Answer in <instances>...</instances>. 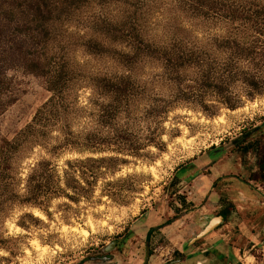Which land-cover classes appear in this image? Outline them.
Wrapping results in <instances>:
<instances>
[{"label": "rangeland", "instance_id": "1", "mask_svg": "<svg viewBox=\"0 0 264 264\" xmlns=\"http://www.w3.org/2000/svg\"><path fill=\"white\" fill-rule=\"evenodd\" d=\"M226 1L234 0H87L59 25L51 46L64 54L77 75L73 93L86 110L70 120L77 136L76 147L50 154L47 149L61 137V133L53 131L47 148L28 145L22 149L17 159L15 190L26 194L30 164L47 157L52 160L55 175L61 177V188L78 198L53 197L44 201L42 208L23 202L8 206V212L0 216V264H78L116 252L117 247L105 249L113 240L119 242L120 254L126 260L136 259L131 264L144 263L147 239L150 249H154L153 257L162 258L161 264H176L179 257L186 255L175 251L174 235L159 232L147 237V225L159 213L164 215L163 223L167 217L172 220L161 223V228L168 223L173 228L182 221L188 226L182 210L190 206L187 199L192 190L188 182L192 176H186V189L179 180L195 157L226 143L225 153L211 150L203 161L219 158L237 168L240 155L229 153L233 150L231 142L241 134L252 144L256 137L264 138V123L260 125L264 122V91L250 98V87L244 80L253 74L258 80L264 79V67L240 58L238 64L246 68L243 73L229 74L225 69L228 46H264V36L252 41L253 34L264 30V12L247 5L248 19L231 21L224 15ZM175 44L213 62L215 72L202 73L192 66L170 70L151 55L155 46ZM10 74L15 81L16 101L0 116V141L12 139L24 129L50 96L41 78L22 71ZM94 76L124 80L128 88L122 91L121 99L117 95L103 96L105 92L92 85ZM258 86L264 88L261 81ZM224 97L231 102L237 98L242 101L232 109L224 103ZM103 102L109 104L105 114L111 119L110 127L93 121L100 111L97 104ZM117 134L142 144L141 155L120 151L114 144L101 149L91 146L92 135L115 141ZM252 144L250 148H246L247 144L237 148L242 156V172L249 180L256 170L255 154L259 152L252 149ZM107 155L118 159H88ZM76 158L84 162L67 164L68 159ZM183 166L186 167L180 170ZM263 174L260 170L251 184L238 183L242 191L239 195L229 190L213 200L217 207L202 211L206 219L195 233L186 234L184 243L219 210L226 209L227 216L213 229L226 237L222 256L214 251L210 264H264V194L260 193L264 192ZM200 221L197 216L192 223ZM245 225L249 230H243ZM195 258L190 259L192 264Z\"/></svg>", "mask_w": 264, "mask_h": 264}, {"label": "trees", "instance_id": "2", "mask_svg": "<svg viewBox=\"0 0 264 264\" xmlns=\"http://www.w3.org/2000/svg\"><path fill=\"white\" fill-rule=\"evenodd\" d=\"M87 0H0V116L15 101L14 77L11 71H22L41 78L50 92L49 98L36 110L33 119L24 129L12 138H2L0 141V216L8 212V206L13 203L23 202L43 207V202L57 196H66L72 200L78 198L76 194L65 192L60 186L61 177L54 173L52 160L41 157L30 164V172L26 177V194L20 195L15 190L18 182V156L22 149L28 145L45 146L51 132L57 131L60 140L52 148H48L50 154L56 153L64 147H76L77 136L71 130L70 120L73 115H78L86 107L80 105L78 96L73 93V83L77 75L69 67V62L64 54L51 46V42L58 35V27L79 9ZM240 4L241 6L237 5ZM247 5H255L264 12V0H242L241 3L226 1L223 3L224 15L231 21L237 19L247 20ZM257 9V12H260ZM252 41H259L264 36V30H258L252 35ZM229 48V61L225 63V69L229 74H241L246 68L240 66L237 60L248 58L250 65L264 67V46L256 48H244L238 46ZM153 56L159 58L168 69H180L184 66L200 68L202 73L215 72V64L208 62L194 50L181 45L155 46L151 50ZM257 54L259 57H256ZM255 56V57H254ZM236 58V60H235ZM258 62L255 63V60ZM210 76V75H208ZM210 79V78H209ZM215 79V77H214ZM254 74L245 78L250 87L248 96L262 93L264 88L258 86L264 79L258 80ZM92 85L103 90V96L117 95L121 99L128 85L124 80H117L94 76ZM94 96V95H93ZM95 97V96H94ZM224 103L232 109L241 104V98L231 102L224 97ZM97 104L100 108L96 119L93 121L101 126L110 127L111 119L106 113L109 104ZM109 110V109H107ZM119 108L117 107V111ZM96 136V135H95ZM90 137L94 149L116 145L120 151H130L139 156L142 144L133 142L122 134H117L115 141L109 138ZM94 138L96 140H94ZM99 141L97 142V140ZM148 141H154L149 139ZM99 144V145H96ZM99 147V148H97ZM92 149V148H91ZM99 162L118 159L117 156L107 155L99 158H88ZM83 159H68L67 164L82 163ZM263 173L264 165L261 166ZM80 197V195H79ZM22 199V200H21ZM151 232L149 229L148 236ZM3 238L0 236V245Z\"/></svg>", "mask_w": 264, "mask_h": 264}, {"label": "crops", "instance_id": "3", "mask_svg": "<svg viewBox=\"0 0 264 264\" xmlns=\"http://www.w3.org/2000/svg\"><path fill=\"white\" fill-rule=\"evenodd\" d=\"M208 152L204 151L201 156L198 155L195 157L196 159L191 160L188 164L190 166L189 171L179 180L180 186L183 187V189H186V184H184V181H186V176L190 177L192 176L191 182H188L189 189L192 190L191 196L188 197V202L193 201L194 203H199L200 207L195 210L194 212H191L190 214L186 213L184 214L186 216L185 220L188 226H184L185 222H181L176 227L171 228L169 223L164 225V228H161L163 223V217L158 215L159 213L155 214L153 216V220L150 225H147L145 233L149 232V229H151V232L149 235H153V233H159L162 232L163 234L167 235H174L175 237V245H178V250L184 251L186 253V257L181 259L182 264H192L190 259L193 257H196L194 259V264L197 262V264H210V261L212 260V255L214 251L221 250V247L225 245L226 237L222 232H216L213 230V232L208 233L206 236H204L200 242H196L194 244H191L192 241L189 240L187 243H184L185 239L184 237L186 234L195 233V229L201 222H203L207 215L202 214V211L208 210V209H215L217 206L213 205V201L217 198L223 197L224 192L228 194L229 189H231V186H234L233 184H230V182L227 181L225 178V174L233 172H237L238 170H242V164L236 163L237 168L231 167L230 165L224 164L221 159H218L214 163H208L206 164V161H203L204 154ZM200 156V159L198 157ZM198 159V160H197ZM202 159V160H201ZM201 161V162H199ZM208 173H203V168L205 166H209ZM186 166H183L180 170L185 168ZM237 169V170H236ZM235 170V171H234ZM260 192V191H259ZM240 193H242L240 189ZM261 194H264L263 191L260 192ZM224 194V196L226 195ZM199 217L201 220L198 222V224H193L192 221L196 219V217ZM170 220L168 217L165 218ZM175 220H178L175 218ZM166 221V220H165ZM172 221V220H171ZM191 221V222H190ZM190 222V224H189ZM181 228V229H179ZM247 228V225L244 226L243 230H249L245 229ZM179 229V231H178ZM198 232V231H197ZM197 234V233H196ZM195 234V235H196ZM253 234V233H252ZM181 242H183L181 244ZM183 245V246H182ZM188 247V248H187ZM210 251V252H209ZM153 260V261H152ZM162 258L156 257L154 258L153 255L151 256V262L150 264H161ZM178 262H180L178 260Z\"/></svg>", "mask_w": 264, "mask_h": 264}, {"label": "flooded vegetation", "instance_id": "4", "mask_svg": "<svg viewBox=\"0 0 264 264\" xmlns=\"http://www.w3.org/2000/svg\"><path fill=\"white\" fill-rule=\"evenodd\" d=\"M263 123L264 122H262V124H260V125H263ZM257 129L258 130H260V126H258L257 127ZM261 134H262V132H260ZM242 136L240 137V138H238L237 140H234V142L232 141L231 143L233 144V150L231 149L230 150V154H235V153H239V158H240V160H241V162H242V156H241V152L240 151H238L237 150V148L239 147V146H241V145H244V144H247L248 146H246V148L247 147H249L250 148V146L249 145H251L252 143H251V140H246L245 139V137L243 136V134H241ZM256 137V136H255ZM261 137H256L255 138V141H254V139H253V141L255 142H253V144H252V149H254V150H258L259 152H258V154L256 153L255 154V156H256V160H257V163H256V170H254V172L251 174V176H253V178L255 179L257 176H256V174H258V172L260 171V170H262L261 169V166L262 165H264V138H263V140H262V138L260 139ZM244 147V146H243ZM226 148V143H224L222 146H219V147H214V148H210L209 150H208V152L209 151H211V150H214V149H216V150H221L223 153H225L226 151L224 150ZM249 148H248V151H249ZM239 149V148H238ZM207 152V153H208ZM206 153V152H205ZM206 153V154H207ZM206 154H204V156L206 155ZM201 156V155H200ZM200 156L198 157V159H200ZM194 159H196V158H194ZM193 159V160H194ZM197 159V160H198ZM219 158H214V159H210V160H207L206 161V164H208V163H214V162H216L217 160H218ZM202 160V159H201ZM240 162V163H241ZM242 164V163H241ZM209 167H210V165L209 166H205L204 168H203V173H208V171H209ZM237 170V169H236ZM235 171V170H234ZM243 170H238L237 172H231V173H228V174H225L224 176H225V178L227 179V181L228 182H230V184H233L234 186H231V189H229L230 191H234L235 193H236V195H239L240 194V187L237 185L238 183H240V182H243V183H247V184H251V180L253 179V178H251L250 180L246 177H244L245 176V173H243L242 172ZM263 173H264V170H263ZM264 175V174H263ZM248 179V180H247ZM258 191H260L259 189H258ZM234 193V194H235ZM235 195V196H236ZM190 203V206L189 207H185L182 211L184 212V214H186V213H191V212H194L195 210H197L199 207H200V205H199V203H194L193 201H190L189 202ZM227 210L226 209H221V210H219L218 212H217V214L218 215H222L224 218H225V216H227V212H226ZM166 222H171V219L170 220H166L164 223H166ZM163 223V224H164ZM162 224V225H163ZM159 227H161V226H159ZM148 233V232H147ZM201 240V239H200ZM147 241H149V239H147L146 240V242ZM199 240H197L196 242H198ZM195 242V243H196ZM183 242H181V244H182ZM194 243V244H195ZM107 246H110V248H113V247H117V249H116V252H114V253H111V254H109L108 256H102V257H93V258H89V259H87V260H85V261H82V262H80V263H78V264H131L133 261H135L136 259H133V257L131 258V261H128V260H126L127 258H126V256H122L121 254H120V246H119V242H117L116 240H113L112 242H110ZM106 246V247H107ZM145 246H147V245H145ZM183 246V245H182ZM106 247H105V249H106ZM178 245H176V248H175V251L176 250H178ZM146 248V247H145ZM153 250L154 249H150V247H149V251H150V257L153 255ZM180 253H184V251H182V250H178ZM222 250H217V251H215V253L217 252H220V253H218V255L219 256H222V252H221ZM146 252V251H145ZM150 257H149V259H150ZM186 257V255H184L182 258L181 257H179L178 259H180V262H178V263H176V264H182V262H181V259H183V258H185ZM130 258V257H129ZM128 258V259H129ZM145 259H146V253H145ZM145 259H144V262H145ZM177 259V260H178ZM138 262V261H137ZM148 262H149V260H148ZM147 262V264H149ZM144 264V263H143Z\"/></svg>", "mask_w": 264, "mask_h": 264}, {"label": "water", "instance_id": "5", "mask_svg": "<svg viewBox=\"0 0 264 264\" xmlns=\"http://www.w3.org/2000/svg\"><path fill=\"white\" fill-rule=\"evenodd\" d=\"M222 220H224V217L222 215H215L212 216L209 221L205 224V226L194 236L192 237L190 240L192 242L197 241L198 239H200L201 237H204L205 235H207L209 232H211L215 226L218 225V223L222 222ZM146 259L144 264H147L149 257H150V251H149V241L146 242ZM110 246L106 247V250H109Z\"/></svg>", "mask_w": 264, "mask_h": 264}, {"label": "bare ground", "instance_id": "6", "mask_svg": "<svg viewBox=\"0 0 264 264\" xmlns=\"http://www.w3.org/2000/svg\"><path fill=\"white\" fill-rule=\"evenodd\" d=\"M35 212L38 213L39 211L36 209Z\"/></svg>", "mask_w": 264, "mask_h": 264}]
</instances>
